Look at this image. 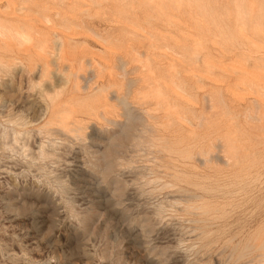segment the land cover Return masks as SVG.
Returning <instances> with one entry per match:
<instances>
[{
  "label": "rangeland",
  "instance_id": "374dc122",
  "mask_svg": "<svg viewBox=\"0 0 264 264\" xmlns=\"http://www.w3.org/2000/svg\"><path fill=\"white\" fill-rule=\"evenodd\" d=\"M0 23L31 38L0 40V264H264V0Z\"/></svg>",
  "mask_w": 264,
  "mask_h": 264
},
{
  "label": "clouds",
  "instance_id": "9594fccd",
  "mask_svg": "<svg viewBox=\"0 0 264 264\" xmlns=\"http://www.w3.org/2000/svg\"><path fill=\"white\" fill-rule=\"evenodd\" d=\"M0 40H12L21 46H26L31 43V38L27 35V33L16 29L13 26L5 25L0 23ZM11 70L8 72L6 76H3V79H10L11 76L15 73L16 70H19L23 67V65L16 63L8 66ZM3 68V63L0 62V69Z\"/></svg>",
  "mask_w": 264,
  "mask_h": 264
},
{
  "label": "bare ground",
  "instance_id": "6f19581e",
  "mask_svg": "<svg viewBox=\"0 0 264 264\" xmlns=\"http://www.w3.org/2000/svg\"><path fill=\"white\" fill-rule=\"evenodd\" d=\"M252 4V3H251ZM250 5V4H249Z\"/></svg>",
  "mask_w": 264,
  "mask_h": 264
}]
</instances>
